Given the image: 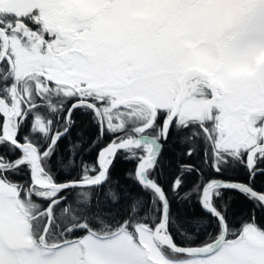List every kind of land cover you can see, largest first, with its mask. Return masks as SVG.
<instances>
[{
    "label": "snow or ice",
    "instance_id": "6c2138e0",
    "mask_svg": "<svg viewBox=\"0 0 264 264\" xmlns=\"http://www.w3.org/2000/svg\"><path fill=\"white\" fill-rule=\"evenodd\" d=\"M0 264H264V0H0Z\"/></svg>",
    "mask_w": 264,
    "mask_h": 264
},
{
    "label": "trees",
    "instance_id": "16d2710c",
    "mask_svg": "<svg viewBox=\"0 0 264 264\" xmlns=\"http://www.w3.org/2000/svg\"><path fill=\"white\" fill-rule=\"evenodd\" d=\"M117 173L123 176V173L133 167V165L123 159L119 160L117 163Z\"/></svg>",
    "mask_w": 264,
    "mask_h": 264
}]
</instances>
